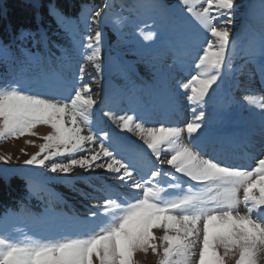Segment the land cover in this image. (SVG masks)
I'll return each instance as SVG.
<instances>
[{"label":"snow or ice","instance_id":"snow-or-ice-1","mask_svg":"<svg viewBox=\"0 0 264 264\" xmlns=\"http://www.w3.org/2000/svg\"><path fill=\"white\" fill-rule=\"evenodd\" d=\"M237 7L236 0H178L167 35L160 36L163 47L154 60L167 58L169 70H191L186 80L174 83L196 113L183 126L153 125L136 108L117 109L94 99L86 64L101 70L102 34H93L90 27L80 31L79 21L68 28L71 21L50 9L65 27L70 46L60 50V70L43 74V91L20 82L0 85V143L25 136L42 139L39 151L24 164L60 173L50 179L100 202L83 217L67 218L70 227L55 235L16 228L20 236L13 238L0 232V264H93L94 259L98 264H136L135 254L149 249L159 257L158 264H227L237 256L236 264H258L264 253V95L249 91L243 97L245 107L260 113L259 140L255 131L242 137L225 132L220 119L205 113L234 71L249 80L255 75L264 87V0L259 40L243 45L229 28ZM106 8L82 10V18L99 24ZM140 35L149 42L158 38L156 30L140 29ZM27 38L37 45L48 39L43 31L18 37ZM241 53L243 63L234 69ZM29 60L40 58L29 54ZM150 69L161 101H170L171 71L162 72L156 63ZM124 70L134 73L130 67ZM104 118L142 144L117 135ZM40 126L51 131L41 137L35 131ZM185 132L189 143L183 140ZM11 158L0 155L5 163ZM76 169L82 174L73 175ZM98 170L121 183H109ZM80 184L92 191L78 188ZM28 187L30 195L37 194L31 178ZM154 230L163 235L156 237Z\"/></svg>","mask_w":264,"mask_h":264},{"label":"rangeland","instance_id":"rangeland-1","mask_svg":"<svg viewBox=\"0 0 264 264\" xmlns=\"http://www.w3.org/2000/svg\"><path fill=\"white\" fill-rule=\"evenodd\" d=\"M0 2L2 3L3 0ZM104 2L108 8L105 9V13H102V20L99 24L92 23L90 19L85 23L81 12L80 17L68 25V28H71L79 21L80 31H85L87 27H90L93 34L97 31L102 34L101 60H104V57L107 60L103 61L102 69L99 72L95 69L92 70V78L88 75L85 76V79L88 82L90 79L89 83H92L93 92L96 94L94 95L95 99L103 100L109 106L117 109L136 108L153 125L164 123L171 126H183L192 121L196 115L192 111L193 106L188 103L185 94L182 91H176L174 87L175 80H186L191 70L179 72L175 69L169 70L170 60L167 58H161L159 61L154 60L156 53L163 47L160 36L167 35L168 26L178 8V0H104ZM236 3L238 7L235 10L232 24L229 25L231 33L237 38L239 45H243L253 38L258 41L261 31V0H236ZM52 8H55L54 4H52ZM95 9L97 7L88 4L82 10ZM118 19L122 23L116 24L115 21ZM249 22L254 25H250ZM140 29L145 32L156 30L157 40L153 42L143 40ZM42 45L49 46L48 42L46 45ZM33 46L37 47V44L33 43ZM53 48L58 55L55 56V59L48 61L45 59V55L39 57L40 51L31 50L29 52L27 49L24 51L18 47L11 49L8 45L0 43V50H2L0 51V85L20 82L31 91H43L44 85L41 82L43 74L60 70L57 58L61 55V48L67 47L54 44ZM29 54L38 56L40 60L31 62ZM153 63H156L164 73L171 71L172 78L169 80V88L174 95L168 102L161 101L159 84L153 79L150 69V64ZM242 63L241 53L234 60L233 68H238ZM126 67L134 69V73L126 72L124 70ZM90 69L88 68V70ZM252 72L254 75L255 69H252ZM118 82H122V84L119 85ZM115 84L120 88H117ZM249 91L264 95V87L261 86L259 78L254 75V78L249 80L247 75L241 76L234 71L233 74L225 77L224 83L217 90L213 101L205 108L206 116L211 119H220L223 131L226 132L235 127L242 130H240L242 135L252 120L261 118L258 110L243 105V97ZM97 106L100 107L99 104ZM105 124L117 135L127 137L136 144H142V141L131 133L120 132L115 125L108 124L106 121ZM35 131L42 137L47 135L51 129L40 126ZM212 134L216 135V129H213ZM255 138L259 140V135ZM29 140L33 142L32 145L27 143ZM183 140L185 143H189L186 132ZM42 143V139L32 136L0 143V155L12 157L7 163L0 160V176L8 180L17 175L26 179L27 185L28 179L31 178L37 192L36 195H30L28 192L20 210L0 215V232L7 231L13 238L20 236V233L15 231L16 228L45 236L55 235L70 227L67 218L83 217L87 214L88 209L95 204L92 202H100L99 199H86L84 203V196L79 192L55 179H50L60 176V173H50L44 169L24 164L26 159L39 151L38 146ZM22 149L27 155L22 154ZM259 155L260 153H258ZM162 167L170 170L168 165ZM98 171L108 178L109 183H121L111 178L110 174L104 173L102 170ZM79 174H82L79 169L74 170L73 175ZM41 185L45 186V190H40ZM77 187L85 192L92 191L83 184ZM240 211H245L243 205L240 206ZM154 235L160 237L163 232L154 230ZM260 258H264V254L259 256L258 264H260ZM134 259L136 264H158L159 257L149 249L147 254L137 252ZM236 259H230L227 264H236ZM93 264H98V261L94 259Z\"/></svg>","mask_w":264,"mask_h":264},{"label":"trees","instance_id":"trees-1","mask_svg":"<svg viewBox=\"0 0 264 264\" xmlns=\"http://www.w3.org/2000/svg\"><path fill=\"white\" fill-rule=\"evenodd\" d=\"M104 3V0H3L2 3L0 2V43L8 45L11 49L18 47L23 50L27 49L29 52L31 50L40 51L39 57L45 55V59L50 61L58 55L53 48L54 44L70 46V39L64 27L58 25L55 16L50 12L52 4L60 14L72 22L80 17L84 6L87 7L88 4H91L99 8L103 7ZM250 25L254 24L251 22ZM41 31L47 34L48 47L42 44L34 47L31 38L18 39L23 32L39 34ZM105 60L107 59L104 57V60L100 61L101 66ZM86 66L87 69L91 68L86 75L92 78L91 73L94 67L91 64H86ZM118 83L122 84V82ZM115 86L117 87V84ZM104 119L108 124H112L107 118ZM114 128L116 129V127ZM100 174L105 176L101 172ZM28 192L27 181L23 177L16 175L6 180L0 176V215L20 210ZM96 195L101 196V193H96ZM83 199L85 203V197ZM93 203L97 204L98 202L94 201Z\"/></svg>","mask_w":264,"mask_h":264},{"label":"bare ground","instance_id":"bare-ground-1","mask_svg":"<svg viewBox=\"0 0 264 264\" xmlns=\"http://www.w3.org/2000/svg\"><path fill=\"white\" fill-rule=\"evenodd\" d=\"M252 86V85H251ZM260 124H261V118L259 119V120H252V122H250V124H248V126L245 128V131L244 132H242V135H241V132H240V130L238 129V128H231V129H229L228 131H226V132H228V133H232V134H235L236 136H238V137H241V136H244L246 133H248V132H246V129H250V131H255L256 133H257V135H256V137L259 135V129H260ZM241 135V136H240ZM238 161H240V160H238ZM235 162V161H234ZM236 162H237V160H236ZM249 163H251V162H249ZM262 254H264V253H262ZM262 254H260L259 256H261ZM260 264H261V262H262V264H264V258H260Z\"/></svg>","mask_w":264,"mask_h":264}]
</instances>
